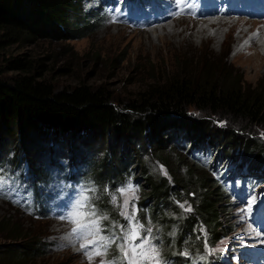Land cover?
Masks as SVG:
<instances>
[{
    "label": "rangeland",
    "instance_id": "obj_1",
    "mask_svg": "<svg viewBox=\"0 0 264 264\" xmlns=\"http://www.w3.org/2000/svg\"><path fill=\"white\" fill-rule=\"evenodd\" d=\"M131 1L82 2L79 6V20L83 22L85 15L84 19L95 25L89 29L86 27L87 32H82V36L17 41L0 48V78L9 79L16 74L14 69L7 65V61L19 56L35 64V69L40 74L39 78L48 80L56 89L71 87L78 82L91 86L102 85L121 101L142 89L153 79L155 73L161 78L172 68L174 55L183 53L186 57L193 58L202 52L211 55L223 54L230 64L241 72L246 83L253 84L257 78L264 77V0H237L235 6L242 7L244 14L234 16L225 14L224 10H216H229L232 5L226 0H203L202 6L216 9L201 7L197 10L196 17L188 16L180 8L179 3H174V0H149L141 3V8L134 6L136 2ZM234 11L242 12V9L236 8ZM176 12L182 14L176 15ZM250 12L260 13L261 18L260 14L255 15L257 17L250 16ZM157 16L161 17L156 18L155 21H147ZM120 56L122 57L119 58ZM213 122L219 124L221 121L214 118ZM14 128L0 131V250L5 258L1 264L8 262L6 259L11 250L20 260L23 259L20 255L21 250L26 242L28 243L21 237L23 233H26L28 240L30 235H33L42 242L37 254L26 257L27 264H89L87 257H84V251L80 250V244L85 241L71 234L75 224L69 222L67 217L73 210L61 207L60 203H53V197L46 189L45 181L50 169L34 172L39 166H45L43 161L48 160L50 155L49 160L61 157L69 151H80L82 154L87 152L99 156L100 143L94 142L92 146H87V139L91 137L90 132L84 134L79 130H75L73 134L64 132L63 137L53 140L54 136L51 139L41 127V130L29 128L19 133ZM178 133L177 131L175 136L173 135L172 141L175 138L176 141H181V134ZM209 137L211 138V134H208V139ZM121 143L129 148L125 140ZM210 143L214 149L207 150L204 158L195 161V165L210 176L212 186H216L221 193L224 213L220 217V222L227 226V233L219 234L218 239L213 243L208 239L209 233L200 226L196 230V236L201 239L200 246L208 256H211L208 254L209 249H222L217 251L221 252V257L227 255L228 264H256L244 260L243 256L246 253L255 256V252L261 249L259 234L248 226L240 210H247L245 213L251 217L258 214L262 193L258 190L260 178L253 174H238L235 175L234 180L228 178L225 182L217 180L220 164L219 169L211 165L213 154L217 153L223 158L224 161L221 159L223 164L228 158L222 154L236 160L241 150L237 145L231 152L223 153L225 146H220L219 142ZM174 144L179 146L177 142ZM17 147L19 150L16 152L13 149ZM180 150L181 156L185 157L184 148ZM139 152L147 169L153 175L164 176L169 184L172 183L173 177L185 176L187 167L177 161L174 154H170V159L175 161L173 165L167 159L164 161L150 153ZM58 153L60 154L57 155ZM12 154L18 159L13 158L11 163ZM161 155L164 154L159 156ZM15 162L17 163L13 164ZM184 163L191 164L187 156ZM161 167L167 175L163 174ZM27 168H30L31 172H28ZM231 172L232 170L226 171L225 175ZM33 175L42 184L37 182ZM113 180L114 182H110L109 186L98 194L105 192L109 203L120 211L118 205L123 204L124 197L117 190L131 183L138 189L136 199L132 203H135L136 207L139 206L138 202L144 193L142 186L144 180L140 175L139 163H133L131 167L126 165V170L121 171V176ZM228 191L232 192V197L227 194ZM190 194L192 195L191 192ZM113 195L117 196V205L111 202ZM168 196L182 211L184 209L180 208L179 204H185V207L190 205L191 200L185 194L172 197L169 193ZM163 206L165 205L162 203L161 207ZM89 207H94L97 212L95 202ZM143 209L146 210L145 206ZM129 211L131 212V203ZM168 214L172 215L173 211L170 210ZM104 215L105 213L100 214V216ZM87 219L80 216L75 218L76 223H84ZM145 220L147 228L153 229V244L160 251L158 239L162 228L148 217ZM2 225H5L4 228ZM109 225L114 227L115 223L110 220ZM120 226L116 225L119 229ZM9 227L17 230L20 234L19 238H7V235H10ZM176 229L177 224L174 222L172 233ZM142 233V236L147 235L146 232ZM88 239L92 237L89 236ZM205 240L208 249L205 248ZM229 240L231 243L224 246ZM4 248L10 250H3ZM115 248L118 251L116 245ZM104 257H95L92 264H99Z\"/></svg>",
    "mask_w": 264,
    "mask_h": 264
},
{
    "label": "trees",
    "instance_id": "obj_2",
    "mask_svg": "<svg viewBox=\"0 0 264 264\" xmlns=\"http://www.w3.org/2000/svg\"><path fill=\"white\" fill-rule=\"evenodd\" d=\"M84 1L0 0V48L17 41L82 36L87 28L95 27L84 19L85 15L83 22L79 20V6ZM7 65L16 74L0 78V131L15 127L19 133L41 127L51 139L54 136L53 140L63 137L64 132H90L86 145L99 142L101 153L81 155L90 165L88 172L99 182L119 178L126 165L139 163L144 193L136 207V218L145 229L146 217L159 224V247L166 257L180 262L181 252L197 253L201 239L196 230L200 226L213 243L219 234L227 233V226L220 222L224 213L221 193L205 171L193 162L184 163L186 156L179 152L183 145L189 148L190 141L196 143L211 134L208 140L225 146L223 153L238 145V157L243 162L264 167V77L249 84L223 54L202 52L192 58L181 53L174 55L172 68L165 70L161 78L155 73L142 89L119 101L102 85L78 82L56 89L39 78L35 64L19 56L8 60ZM214 118L223 122L222 126L213 122ZM177 131L183 145L176 146V138L172 141ZM119 138L128 143V149ZM13 150L17 152L19 147ZM139 151L172 164L175 161L170 154H174L187 167L185 176H175L169 184L164 176L153 175L147 169ZM40 171L41 167L37 169ZM169 193L172 197L185 194L192 210H180ZM162 203L165 206L161 207ZM170 210L174 215L168 214ZM174 222L177 229L172 233ZM8 233L7 238L20 236L13 227ZM21 237L28 241L21 250L23 259L11 250L6 264H27L26 257L39 252L42 242L38 237L30 235L28 240L26 233ZM1 251L0 264L5 259ZM112 257L118 260L117 250H113Z\"/></svg>",
    "mask_w": 264,
    "mask_h": 264
},
{
    "label": "snow or ice",
    "instance_id": "obj_3",
    "mask_svg": "<svg viewBox=\"0 0 264 264\" xmlns=\"http://www.w3.org/2000/svg\"><path fill=\"white\" fill-rule=\"evenodd\" d=\"M184 0H174V3H183ZM176 15L182 14V12H176ZM247 43V41L245 42ZM221 126L223 122H220ZM163 174L167 175L166 171L161 167ZM118 193L124 197L123 204L118 205L120 207V215L128 222L127 227L120 226V235L117 236L115 232L112 235L105 236L102 234L101 222L107 220V216H100L97 214L94 207H89L87 204L88 197L82 196L77 202V205L72 213L69 214L67 219L69 222L75 224L71 229V234L78 236L84 240V243L80 244V250L84 251L89 264L95 257L106 256L108 249L112 244H116L121 256L117 260H105L101 259L99 264H165V261L160 255L158 247L153 244V229H145L144 225L137 220V211L135 203H132L136 199V192L138 191L131 183L126 187L117 190ZM113 205H117V196L113 195L111 198ZM131 203V212L129 211V205ZM186 203V202H185ZM251 201L249 202V210ZM179 207L186 212H190L191 206L185 207V204H179ZM241 212L247 210L241 209ZM87 217L88 219L84 223H76V217ZM64 219V217H62ZM146 232L147 235L142 236L141 233ZM203 233V229H201ZM91 236L92 239H88ZM117 241H120L117 243ZM205 248L208 249L207 240H205ZM222 249H209L208 254L212 255L215 251ZM181 255L187 256L188 253L184 252ZM205 257H201L204 259Z\"/></svg>",
    "mask_w": 264,
    "mask_h": 264
},
{
    "label": "bare ground",
    "instance_id": "obj_4",
    "mask_svg": "<svg viewBox=\"0 0 264 264\" xmlns=\"http://www.w3.org/2000/svg\"><path fill=\"white\" fill-rule=\"evenodd\" d=\"M235 12H237V11H235ZM256 14H253L252 15V17H254ZM236 17V16H235ZM229 179H231V180H234L235 179V176H231V177H229Z\"/></svg>",
    "mask_w": 264,
    "mask_h": 264
},
{
    "label": "clouds",
    "instance_id": "obj_5",
    "mask_svg": "<svg viewBox=\"0 0 264 264\" xmlns=\"http://www.w3.org/2000/svg\"><path fill=\"white\" fill-rule=\"evenodd\" d=\"M185 156H187V155H185ZM90 165H88V167H89Z\"/></svg>",
    "mask_w": 264,
    "mask_h": 264
}]
</instances>
